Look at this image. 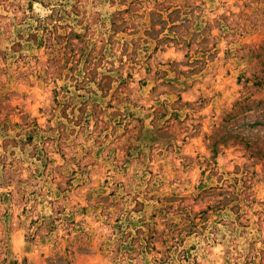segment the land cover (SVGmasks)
<instances>
[{
  "label": "rangeland",
  "instance_id": "1",
  "mask_svg": "<svg viewBox=\"0 0 264 264\" xmlns=\"http://www.w3.org/2000/svg\"><path fill=\"white\" fill-rule=\"evenodd\" d=\"M0 264H264V0H0Z\"/></svg>",
  "mask_w": 264,
  "mask_h": 264
}]
</instances>
